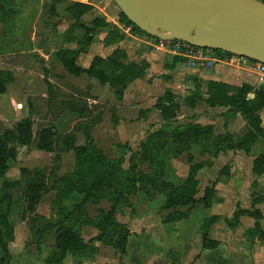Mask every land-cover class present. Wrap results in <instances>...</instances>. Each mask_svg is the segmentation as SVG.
<instances>
[{
    "label": "rangeland",
    "instance_id": "rangeland-1",
    "mask_svg": "<svg viewBox=\"0 0 264 264\" xmlns=\"http://www.w3.org/2000/svg\"><path fill=\"white\" fill-rule=\"evenodd\" d=\"M72 4L86 8L81 23L87 28L95 27L93 33H87L85 27L69 30L75 22L69 12ZM72 10L78 11L76 7ZM121 12L114 0L0 2V72L5 74L6 85L5 93L0 94V137L14 144L17 125L29 120L35 138L45 127L51 128L57 138L81 127L76 131V146L89 145L88 152L78 159L74 150L62 152L61 141L50 154L36 150L35 141L24 149V155L5 179L0 180V200L5 193L4 182H16L8 191L13 197L8 218L13 230L6 235L8 252L5 254L0 249V264H46L55 245L54 233L60 225L78 231L82 240L90 243V249L95 250L83 260L68 256L62 264H264V163L258 165V173H253V177L249 176L252 165L249 158L219 162L213 143L208 141L209 135L185 145L182 158H173L174 147L168 149L162 138L149 137L144 130L138 133L136 129V137L130 136L131 140L122 143L113 140L117 137L113 128L107 138L96 134V139H90L91 133L87 138V125L98 122L106 110L111 112L110 106L91 105L88 100L91 84L83 76L78 78L69 73L60 53L66 49L78 50L81 52L78 64L84 68L101 55L124 64L118 71L125 73L126 78L140 76L141 68L123 61L124 54L117 47L121 39L118 29L112 27L111 33L106 30L120 21ZM75 110L86 113L87 118L80 121L82 112ZM110 122L115 124L114 117ZM263 130L259 119L248 122L247 133L242 138L249 148L248 157L264 155ZM119 146L127 149L121 150ZM96 153L106 160L100 164L94 158ZM147 154L153 158V164L140 163ZM120 159L124 171L135 166L130 192L124 195L121 183L126 181H121L120 176L110 179L113 162ZM188 164H191L189 174ZM204 165H215L222 183L238 174L241 181L238 188L219 189L217 193L221 195L222 191L235 197L239 200L237 207L253 209L252 215L261 211L260 221L256 217L241 218L239 225L230 227L225 220L232 216L237 204L229 201L215 205L219 197L211 184L219 173L210 170L201 173ZM22 168L41 172L47 184L46 193L30 214L25 213ZM103 173L107 177L103 190L84 200L85 195L75 187L88 185ZM192 197L205 198L186 207L171 203L181 199L188 202ZM252 200L253 205L258 204L252 207ZM112 208L116 210L113 221L105 225ZM214 214L225 217L211 229ZM206 230L210 231V239L218 242V248L203 249L202 233ZM125 235L126 251L122 253L119 245Z\"/></svg>",
    "mask_w": 264,
    "mask_h": 264
},
{
    "label": "trees",
    "instance_id": "trees-1",
    "mask_svg": "<svg viewBox=\"0 0 264 264\" xmlns=\"http://www.w3.org/2000/svg\"><path fill=\"white\" fill-rule=\"evenodd\" d=\"M5 0H0V2ZM59 3L62 0H58ZM264 2V0H262ZM74 7L77 8V12L72 10L74 7L72 6L69 12L73 15L75 22L70 25L68 28L69 30L73 31L75 28H84L85 26L81 23L82 17L85 12V7L78 4H72ZM120 22L127 23L135 29V31L139 33H143L140 29L134 26L127 17L121 12L120 14ZM87 33H93L95 27L93 28H84ZM70 32V31H69ZM81 52H78L76 49H66L60 53V60L64 66V68L74 76H81L83 74L96 78L102 85H110L111 88L115 90V95L117 99L121 100L124 95V91L126 87L132 83L135 79L134 78H126L123 73H120L118 70L123 68L124 64L121 62H117L116 60L110 58H103L101 56H95L91 64L88 68H84L78 64V58ZM133 67L138 69H143V67H138L136 65L131 64ZM142 74V73H141ZM141 76V75H140ZM140 76H137L140 77ZM6 85H5V74L4 72H0V94L5 93ZM254 94V98H249L250 94ZM208 98V105L210 107H226L229 109L228 113L225 115L226 120L235 117L237 114H241L248 122L254 119H259V116H255V113H258L260 110L264 109V86L254 87L248 84H243L242 86H233L219 82H211L207 91ZM202 97V94L199 89H197L193 93V99L189 101L190 107H194L196 105V101ZM157 108L161 111L166 124L162 127V129L156 133L150 134L149 137H156L158 139H163V145L169 147L168 149L174 150L176 152L173 158L181 156L183 153L186 152L184 148L185 145H189L193 142L202 141L203 137L209 135V139L211 138V129L210 128H202L198 125H187V126H178L176 128L173 127L172 122L177 117V112L180 109V105L178 102H175L173 97L168 94L167 98L160 99L157 104ZM76 112H82L79 110H75ZM86 113H80L78 119L83 121L87 117H85ZM101 120V119H99ZM98 120V121H99ZM97 123V122H96ZM95 121L86 127V136L87 138L90 136L91 130L96 125ZM81 127H77L76 130L70 133H66L63 136L57 138V134L48 127L43 128L38 132L37 138L33 135L32 124L29 120H24L17 125L16 128V141L14 144H10V140L8 138H1L0 137V180L5 179L9 170L17 163L19 157L23 154L24 149H28L36 143L35 149L43 152L45 154L54 153L56 150V146H58V142L61 141V150L63 153H67L69 151H75L78 159L80 155L88 152V146H76V131L80 130ZM264 131V130H263ZM91 139V136H90ZM244 140L242 139H235L233 136H227L224 138H219L218 141L213 143L214 155L215 157L218 156L220 152H227V151H244L248 153L249 148L242 143ZM245 142V141H244ZM246 143V142H245ZM119 149L125 150L127 146H119ZM150 150V149H149ZM124 152V151H123ZM122 152V157L125 153ZM149 153V151L147 152ZM95 159L100 160L103 162L106 160L101 153H96ZM192 158V157H191ZM189 158V161H192ZM260 160V162H258ZM114 169L110 174V179L114 176H120L121 181H126V183H121L122 185V192L121 194L124 195L130 192V188L132 185L129 184L131 177L134 175L133 166L130 170L124 171L122 170V163L123 160L120 159L118 161L113 162ZM140 163H150L153 164V158L150 155H146L140 160ZM264 163V155L257 156L253 168V173L256 175L258 173V165H262ZM20 178L21 182L24 185V199H25V213H33L37 204H39L40 200L42 199L43 195L47 191V184L45 177L42 175L41 172L36 171L33 172L29 168H22L20 170ZM107 180L106 173L104 175L101 174L90 184L86 185L84 183L77 185L76 191L85 195L84 200H90L94 197L99 191L103 190L105 186V182ZM130 182V183H131ZM15 183H11L8 181L4 182L5 193L0 200V249L5 254L8 252V248L6 245V235L10 234L13 230V225L8 222V218L10 216V207L12 205L13 197L11 193L8 191L11 189ZM208 188L205 189V194L208 192ZM205 198V197H204ZM204 198L196 199L191 198V200L181 201L184 199L182 196L181 200H178L176 203L172 200V204L175 206L186 207L191 202H200ZM252 200V207L254 204ZM251 210L253 209H244L239 208L234 213L233 217L230 220H226L230 227H233L235 223L239 225L241 218L243 217H256L257 221H260V217H262V212H254L256 215H252ZM116 213L115 208H112L110 212L107 214V218L104 220V224L108 225L113 221L114 215ZM212 227L211 229L222 220L220 216H212ZM258 226V223L256 224ZM235 227V226H234ZM210 231L206 230L202 233V247L203 249H213L217 247L218 242L213 241L210 239ZM101 237V236H100ZM101 239V238H100ZM54 240L55 245L52 247L51 254L46 258V264H62L68 256H72L74 258L82 259L87 258L90 254H93L95 250H91L89 244L85 243L79 232L67 228L64 225H60L54 233ZM93 242V240H91ZM126 241L127 235H125L122 240L121 244L119 245V250L122 253L126 251ZM95 253V252H94ZM83 260V259H82Z\"/></svg>",
    "mask_w": 264,
    "mask_h": 264
},
{
    "label": "crops",
    "instance_id": "crops-1",
    "mask_svg": "<svg viewBox=\"0 0 264 264\" xmlns=\"http://www.w3.org/2000/svg\"><path fill=\"white\" fill-rule=\"evenodd\" d=\"M112 27L117 28L121 34V39H119L117 47L124 54L123 61L138 67H143V71L140 77L136 78L126 87L121 100L117 99L115 90L110 85H102L96 78L89 77L85 74L78 77L83 76L91 84L90 96L88 98L91 101V105H109L110 107L108 109L111 110L109 113L106 110L101 120L93 127L91 131L92 139H96V134L107 138L112 128L117 133L114 135L118 137H113V140L119 141V143H122L121 141H129L132 137H136V129L139 131L138 133L144 130L145 133L148 132V135L160 131L166 124V121L161 111L157 108V104L160 99L167 98L168 94L180 105L177 117L172 122L174 128L187 125H198L202 128H210L211 138L209 141L212 143L218 141L219 138L227 136L242 139L246 135L248 121L241 114H237L235 117L226 120L225 115L229 109L220 106L210 107L207 103L209 98L207 91L211 82H219L233 86L248 84L258 87V85H261L258 80V74L250 62L234 59L215 61L212 65H206L204 63L187 61L172 47L161 45L159 42L153 43L149 35L135 31L133 26L127 23L119 21L114 26L107 27V33L113 31L114 28ZM90 64L91 62L89 66ZM234 68L239 69L236 70ZM197 89L200 90L202 97L196 101L194 107H190L189 101L193 99V93ZM249 98H254V94H250ZM254 115L259 116L261 127L264 129V109ZM113 117L115 124H111L110 122V119ZM115 127L121 128L120 130L122 132H119L120 130ZM124 134H127L125 135L126 137H124ZM130 136L131 139H129ZM183 156L181 155L179 158ZM243 157L249 158L248 162L252 164L249 170V176L252 175L254 177L253 168L257 156L248 157L244 151H227L220 152L216 160H219V162L221 159L232 161L236 158L238 161V159H243ZM179 158L173 159V161L179 160ZM190 167L191 164H188V174L190 173ZM209 170L219 173L212 180L213 183L211 184V186L215 187L216 195L219 197V201L215 205L232 201L230 204H237V210L239 200H235V197L227 195L222 191L238 188V184L241 182L238 181L239 175L235 174L234 177L232 176L227 181L229 184L226 185L227 183L220 181V172L215 165H204L201 173ZM254 183H249V188ZM207 185L209 186V184ZM206 187L204 188V193ZM219 189L222 190L221 195L217 193ZM213 208L215 210V207ZM236 210L230 216L231 218ZM214 216L225 217L220 214H214ZM230 217H227L226 220H230ZM218 247L219 245L215 248Z\"/></svg>",
    "mask_w": 264,
    "mask_h": 264
},
{
    "label": "water",
    "instance_id": "water-1",
    "mask_svg": "<svg viewBox=\"0 0 264 264\" xmlns=\"http://www.w3.org/2000/svg\"><path fill=\"white\" fill-rule=\"evenodd\" d=\"M145 34L264 63L260 0H114Z\"/></svg>",
    "mask_w": 264,
    "mask_h": 264
},
{
    "label": "built area",
    "instance_id": "built-area-1",
    "mask_svg": "<svg viewBox=\"0 0 264 264\" xmlns=\"http://www.w3.org/2000/svg\"><path fill=\"white\" fill-rule=\"evenodd\" d=\"M153 43L159 42L161 45L172 47L175 51L179 52L187 61H194L212 65L215 61H228L234 59H241L250 62L258 74V80L261 85H264V63L252 61L250 59L242 58L237 55L229 54L223 51H217L210 48L197 47L192 44L180 41L171 40L164 41L150 36Z\"/></svg>",
    "mask_w": 264,
    "mask_h": 264
}]
</instances>
